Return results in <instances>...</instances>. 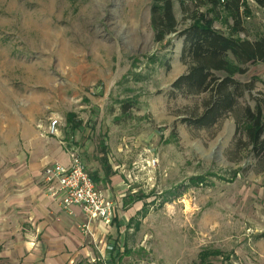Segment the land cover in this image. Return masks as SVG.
Wrapping results in <instances>:
<instances>
[{
  "label": "rangeland",
  "instance_id": "1",
  "mask_svg": "<svg viewBox=\"0 0 264 264\" xmlns=\"http://www.w3.org/2000/svg\"><path fill=\"white\" fill-rule=\"evenodd\" d=\"M205 2L173 0L179 31L194 10L209 13ZM151 3L0 0V140L33 107L57 119L63 134L74 110L107 124L112 158L141 201L117 253L95 264H199L203 250L222 253L208 264H264V172L247 151L234 153L231 115L208 130L184 122L200 114L205 96L171 94L187 69L182 38L154 43ZM242 7L250 35L264 37V10L248 0ZM213 25L228 34L232 20L221 10ZM235 79L254 83L240 105L264 98V64ZM127 101L133 107L124 113Z\"/></svg>",
  "mask_w": 264,
  "mask_h": 264
},
{
  "label": "crops",
  "instance_id": "2",
  "mask_svg": "<svg viewBox=\"0 0 264 264\" xmlns=\"http://www.w3.org/2000/svg\"><path fill=\"white\" fill-rule=\"evenodd\" d=\"M243 27L244 38H259ZM67 114L73 118L65 121L66 133L49 136L46 111L25 110L0 140V264H95L117 253L138 211L141 199L134 197L129 173L112 158L113 134L103 131L107 124L80 120L75 110ZM71 148L80 150L96 188L118 205L110 223H89L90 235L81 230L87 218L80 207L63 208L43 179L49 165L70 166Z\"/></svg>",
  "mask_w": 264,
  "mask_h": 264
},
{
  "label": "trees",
  "instance_id": "3",
  "mask_svg": "<svg viewBox=\"0 0 264 264\" xmlns=\"http://www.w3.org/2000/svg\"><path fill=\"white\" fill-rule=\"evenodd\" d=\"M252 1L264 8V0ZM242 3V0H206L205 4L211 7L209 13L194 10L188 15L189 24L179 31L173 0H152L149 23L156 44L174 34L182 38L180 62L187 69L172 83L171 94L205 96L200 101V114L195 113L184 122L194 129L208 130L231 115L236 127L234 153L239 155L247 151L255 168L264 172V98H254L252 107L240 105L239 100L252 92L254 83L235 79V76L245 75L248 66L264 64V37L254 40L237 38V35L245 34L240 12ZM221 10L232 20L228 34L213 25ZM120 107L127 113L133 105L127 101ZM72 118L69 115V119ZM221 254L203 250L198 255L199 264H208L209 257Z\"/></svg>",
  "mask_w": 264,
  "mask_h": 264
},
{
  "label": "built area",
  "instance_id": "4",
  "mask_svg": "<svg viewBox=\"0 0 264 264\" xmlns=\"http://www.w3.org/2000/svg\"><path fill=\"white\" fill-rule=\"evenodd\" d=\"M242 10L240 8V12ZM58 128L59 121L57 119L50 120L46 135L57 136ZM69 157L70 166L68 168L60 164L49 165L43 171V179L48 185V194L53 198L60 197L63 208L66 209L74 205L80 207L87 218V223L81 226V230L86 235H90L89 223L93 220L110 223L118 205L117 202L96 188L78 154L73 149L69 151ZM155 163L156 160L151 159L146 162V165L150 168L154 167Z\"/></svg>",
  "mask_w": 264,
  "mask_h": 264
}]
</instances>
